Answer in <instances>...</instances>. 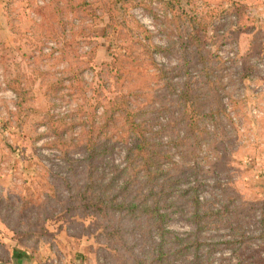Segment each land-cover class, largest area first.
I'll use <instances>...</instances> for the list:
<instances>
[{"label":"rangeland","instance_id":"obj_1","mask_svg":"<svg viewBox=\"0 0 264 264\" xmlns=\"http://www.w3.org/2000/svg\"><path fill=\"white\" fill-rule=\"evenodd\" d=\"M0 4V262L264 264V0Z\"/></svg>","mask_w":264,"mask_h":264},{"label":"crops","instance_id":"obj_2","mask_svg":"<svg viewBox=\"0 0 264 264\" xmlns=\"http://www.w3.org/2000/svg\"><path fill=\"white\" fill-rule=\"evenodd\" d=\"M5 26L6 25L3 16V9H2V5L0 4V27L4 28ZM10 131L12 132V129H10ZM11 132L7 131V132H3L2 134L9 135L12 134ZM1 138L2 137L0 135V167L2 168L7 167L6 170L8 171V169L12 167V164L10 165V162L12 161V153L10 152V148L2 143Z\"/></svg>","mask_w":264,"mask_h":264},{"label":"trees","instance_id":"obj_3","mask_svg":"<svg viewBox=\"0 0 264 264\" xmlns=\"http://www.w3.org/2000/svg\"><path fill=\"white\" fill-rule=\"evenodd\" d=\"M9 125H11V124H9ZM140 143L142 144V146H140L141 147V151L136 156V158H139L140 163H142L143 166H146V160H147L146 158L148 157V154H149L148 150H146L147 141L145 139H142V141H140ZM89 157L91 159L93 158L90 155H89Z\"/></svg>","mask_w":264,"mask_h":264},{"label":"water","instance_id":"obj_4","mask_svg":"<svg viewBox=\"0 0 264 264\" xmlns=\"http://www.w3.org/2000/svg\"><path fill=\"white\" fill-rule=\"evenodd\" d=\"M0 264H5V263L0 262Z\"/></svg>","mask_w":264,"mask_h":264}]
</instances>
